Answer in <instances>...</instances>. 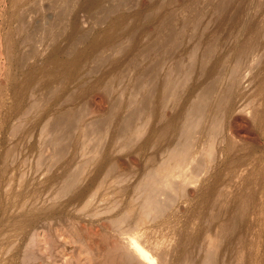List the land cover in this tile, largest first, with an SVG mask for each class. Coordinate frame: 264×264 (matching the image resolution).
I'll return each instance as SVG.
<instances>
[{
	"label": "rangeland",
	"instance_id": "obj_1",
	"mask_svg": "<svg viewBox=\"0 0 264 264\" xmlns=\"http://www.w3.org/2000/svg\"><path fill=\"white\" fill-rule=\"evenodd\" d=\"M133 243L264 264V0H0V264Z\"/></svg>",
	"mask_w": 264,
	"mask_h": 264
},
{
	"label": "bare ground",
	"instance_id": "obj_2",
	"mask_svg": "<svg viewBox=\"0 0 264 264\" xmlns=\"http://www.w3.org/2000/svg\"><path fill=\"white\" fill-rule=\"evenodd\" d=\"M174 81V80H173ZM175 83V82H174ZM172 81H170V83H169V85H170V88L172 89L174 86L173 85H175ZM199 105V104H198ZM195 106V105H194ZM201 105H199V107H200ZM196 107V106H195ZM203 108L202 107H200V115H202L203 114V110H202ZM197 111V110H196ZM193 114L195 113V112H193V111H191ZM191 113V114H192ZM195 115V114H194ZM199 115V114H198ZM198 115H196V116H198ZM191 116V115H190ZM194 118L193 117H191V120L190 121H192ZM70 120V115L69 114H66V115H64V116H61L59 119H58V122H57V125H62L64 122H67V121H69ZM195 120H196V118H195ZM129 121V120H128ZM132 121V120H131ZM193 122H194V120H193ZM133 123V122H132ZM59 125V126H60ZM191 125V124H190ZM194 125V124H193ZM126 126H128V125H126ZM130 126V125H129ZM128 126V129H126L125 128V131L127 132V130H130V127ZM131 127H132V125H131ZM188 129H189V127H187ZM191 128V127H190ZM134 129V128H133ZM132 129V130H133ZM191 130V129H190ZM135 131V130H134ZM130 132V131H129ZM128 133V132H127ZM130 134H132L131 132H130ZM134 134V133H133ZM128 135H129V133H128ZM131 136V135H130ZM188 145V144H187ZM150 190H152L151 188H150ZM153 191V190H152ZM133 246V249H134V253H135V255L140 259V261L142 262V263H144V264H156V262H153V260L154 259H152V257H150V256H148L146 253H145V251L140 247V246H138L137 244H132ZM137 245V246H136ZM164 258V257H163ZM167 259V258H166ZM164 260V262L165 261H167V260ZM159 264L161 263V264H163V259L161 260L160 259V261L158 262Z\"/></svg>",
	"mask_w": 264,
	"mask_h": 264
}]
</instances>
